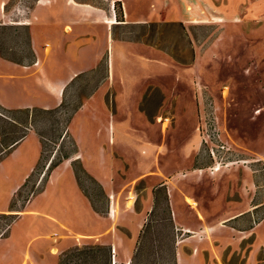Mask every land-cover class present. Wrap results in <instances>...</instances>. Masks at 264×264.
<instances>
[{"label": "rangeland", "instance_id": "obj_1", "mask_svg": "<svg viewBox=\"0 0 264 264\" xmlns=\"http://www.w3.org/2000/svg\"><path fill=\"white\" fill-rule=\"evenodd\" d=\"M52 2L0 0V24L6 25L0 27V51L24 54L19 43L26 39L33 7H84L88 4L99 7V15L107 14L114 24L108 26L99 18L96 25L82 26V41L91 42L83 48V54L93 50L103 55L113 52L118 63L122 47L143 53L146 49L143 43L161 50L163 58L165 52L179 66L193 69L191 76L183 82L185 84L179 86L177 124H169L165 136L161 134L159 124L143 125L135 121L126 126L131 132L144 128L156 142L162 141L161 156L156 164L148 149L130 147L131 154L126 152L119 137L120 103L108 109L94 103L80 107L78 97H74L60 109L36 113L33 122L45 139L43 153L36 157L39 164L35 173L14 196L10 194L11 185L0 180V213H9L11 206L18 211L11 230L21 219L20 229H15L18 231L14 239L17 248L27 244L36 233L46 232L50 223L46 214L57 216L75 233L101 231L102 223L90 212L87 199L93 198L104 216L110 218L111 215L106 193L96 181L108 192L114 190L113 199L118 203L113 205L114 221L115 215L117 221L120 212L125 213L128 206L135 204L134 207L140 210L143 196L152 197L147 206L148 220L141 235L133 240L138 238L136 245L134 242L128 256L121 249L105 246L100 238L110 232L108 229L91 237L81 236L78 244L67 247L58 258L47 254L50 264H113L114 259L117 264H126L130 258V264H176V241H183L179 246L183 249V257L188 259L200 243L194 233L206 226L216 227L225 231L227 238H234L232 227L253 228L254 218L257 223L261 222L264 218V203H261L264 171L257 178L249 172L235 170L234 166L221 170L226 171L221 172L224 175L211 173L204 168L206 159L201 157L200 146L193 154L182 150V145L195 130L200 137L199 127L204 124L208 109L223 142L264 162V0ZM123 7H150L149 12L136 11L130 17L149 21L119 24L120 18L116 14L124 13ZM131 112L133 118L139 117L137 109L132 108ZM110 115L113 124L109 122ZM29 118V113H20L19 119L24 123L19 125L0 115L4 145L33 128L32 125L25 128ZM100 145L106 146V150H99ZM9 152L2 154L7 156ZM33 156L36 154L31 155V159ZM144 158L146 162L142 163ZM50 160L55 164L51 163L50 169L62 162L65 164L61 168V182L46 189L50 169L40 182L38 180L39 173ZM6 170L5 175L11 173L10 169ZM4 174L0 173V176L4 178ZM252 178L262 187L256 192L257 202L250 203ZM28 196L29 202H25ZM128 198L130 204H126ZM33 200L35 203L27 207ZM193 200L197 201L195 206L190 202ZM30 208L35 212L26 211ZM235 216L238 217L229 220ZM262 223L259 231L264 234V220ZM29 224L31 229L22 227ZM119 230L130 236L125 228ZM10 232L0 240L9 237ZM72 238L76 239L67 236L66 245L73 243ZM54 239L59 240V237ZM38 242L42 239L34 243ZM245 246H242L241 256H231V251L227 252L219 264H243ZM193 256L196 264H213L214 257L207 248H199L198 254ZM18 261L13 260L10 264Z\"/></svg>", "mask_w": 264, "mask_h": 264}, {"label": "crops", "instance_id": "obj_2", "mask_svg": "<svg viewBox=\"0 0 264 264\" xmlns=\"http://www.w3.org/2000/svg\"><path fill=\"white\" fill-rule=\"evenodd\" d=\"M56 2L57 0H53L52 3ZM69 2H73V0H68ZM123 9L124 13L121 18L123 20L119 21L121 25L149 21L139 17H130L136 11L149 12L150 7H123ZM99 18L107 22L108 26L114 24L110 22L107 14L101 13L99 15V7H92L88 4H84V7H33L26 39L19 43L20 48L25 51L24 54H5L0 51V111L5 114L2 117L22 125L24 122L19 119L20 113H29L30 118L25 122V124L27 123L25 128L33 126L27 133L13 138L4 145L0 125V145L3 146L5 152L10 151L7 156H5L6 153L0 155V173H7V168L11 170L10 174H4V178L0 176V180L11 185L10 194L13 196L19 189L25 187V183L35 173L39 164L36 157L43 153V140L45 138L38 131L35 121L33 122V118L38 112L60 109L67 102L71 103L73 101L71 99L74 97H78L80 107L94 103L99 108L108 109L115 105L118 106L120 103L122 119L119 137L127 149L126 152L131 154L128 151L130 147L133 149L135 147L142 148L143 151L148 149L149 152L151 151L149 156H152L155 164L161 156L162 141L156 142L157 140L144 128H138L134 130L135 132H131L126 126L135 121L143 125L146 123L159 124L160 132L165 136L169 124L174 126L177 124L178 102L181 92L179 86L182 87L185 84L183 82L188 76H191L193 68L186 65L181 67L175 59L165 52L163 58L161 50L143 43L141 44L146 46L143 53L131 52L129 47H122L119 51L118 63L115 62L113 52L110 55H103L93 50L83 54V48L90 46L91 42H89L90 40L82 41V26L96 25ZM1 26L6 25L0 24ZM132 108L138 110L139 117L136 119L131 115ZM101 113H104V110H101ZM109 122L113 124L112 116ZM199 143L200 137L195 130L188 141L182 145V150L186 149V151L194 154L197 152ZM99 150L105 151L106 146L100 145ZM4 151L1 150L2 153ZM34 153L36 156L31 159V155ZM198 158L199 156L196 157V159ZM144 162H146V158L142 163ZM64 164L62 162L54 168H49L51 172L46 189L61 182V168L64 167ZM258 166H264V162L260 160ZM234 167L235 170L249 172L252 177L256 178L260 172H263H254L253 169L243 165ZM221 172L226 171L216 173L225 174H221ZM96 182L101 187L102 192L106 193L111 215L110 218L104 216L93 198L87 199L90 212H93L94 217L102 223L101 231L75 233L57 216L46 214L49 216L47 219L50 222L47 225L48 228L44 230L46 232L36 233L37 235L31 237L27 244H23L18 249L14 239L17 236V230L20 229V219L11 230L10 236L0 240L2 264H10L16 259L19 260L17 264H50L47 254L58 258L67 247L78 244L81 236L91 237L108 229L110 232L100 238L101 243L108 247L112 246L116 250L121 249L128 256L133 243L135 242L134 245H136L138 238L133 240L136 236L141 235L148 220L147 206L152 197L143 196L140 202V210L134 207L135 204H131L132 206H128L125 213L120 212L117 221L115 215L114 221L112 217L113 205L116 202L113 199L114 190L111 189L108 192L101 182ZM261 187L259 181L257 182L255 179L253 181L252 178V184L250 183L249 186L252 195L248 202L251 203L253 200L257 202L256 192ZM190 202L193 206L197 203L195 200ZM34 203L35 200L31 201L27 207ZM261 203H264V198ZM126 204H130V198L126 199ZM118 209L119 206H117L116 212ZM9 211L17 210L11 206ZM26 211L35 212L31 208ZM237 217H232L229 220H234ZM263 220L264 218L253 228L232 227L234 231L231 232V235L234 238H227L225 231L217 230L216 227L211 226L196 231L194 237L198 238L200 243L197 250L194 249L188 259L183 257V249H180L179 246L183 241H176V264H196V257L193 254H198L199 248H207L214 257L212 263L219 264L224 261L222 259L227 252L231 251V256H241L243 253L242 246L245 244L247 246H245L243 264H264V234L259 231L263 226ZM22 227L31 229L32 225ZM122 227L128 231L130 236L121 233L119 228ZM68 231H71L72 234H67ZM67 236H74L76 239L72 238L73 243L66 245ZM56 237H59V240H55ZM40 238L42 242L34 243ZM242 243L245 244L242 245ZM115 261L116 259H114L113 264H117ZM130 262H132V258L126 264H130Z\"/></svg>", "mask_w": 264, "mask_h": 264}, {"label": "built area", "instance_id": "obj_3", "mask_svg": "<svg viewBox=\"0 0 264 264\" xmlns=\"http://www.w3.org/2000/svg\"><path fill=\"white\" fill-rule=\"evenodd\" d=\"M114 9V5L112 7ZM1 116H5L3 112L0 111ZM204 124L199 127L200 130V143L199 149L201 150L202 159H206L205 167L211 173H216L223 169H229L236 165H243L254 172L264 171V166H258L260 160L257 157L243 154L239 150L231 147L227 143L223 142L221 139L220 131L217 127V123L210 111L205 114ZM200 157V158H201ZM52 160L46 163V168L39 173V180L45 177ZM31 193V194H30ZM30 196L33 195L34 191L30 192ZM25 202H29V197ZM18 211H9V213H0V239L5 237L11 230L13 223L16 220ZM257 223L256 219L254 220Z\"/></svg>", "mask_w": 264, "mask_h": 264}, {"label": "trees", "instance_id": "obj_4", "mask_svg": "<svg viewBox=\"0 0 264 264\" xmlns=\"http://www.w3.org/2000/svg\"><path fill=\"white\" fill-rule=\"evenodd\" d=\"M121 13H119V14H116L117 15V18H120V19H118L119 21H121V20H123V19H121L122 17H123V13H122V11H120ZM2 150V152L4 151L3 149H1ZM1 150H0V152H1ZM2 152L0 153V155L2 154ZM54 163H52V165H53ZM51 165V166H52ZM55 165V164H54ZM53 165V166H54Z\"/></svg>", "mask_w": 264, "mask_h": 264}, {"label": "bare ground", "instance_id": "obj_5", "mask_svg": "<svg viewBox=\"0 0 264 264\" xmlns=\"http://www.w3.org/2000/svg\"><path fill=\"white\" fill-rule=\"evenodd\" d=\"M113 211L115 212V210L113 209Z\"/></svg>", "mask_w": 264, "mask_h": 264}]
</instances>
